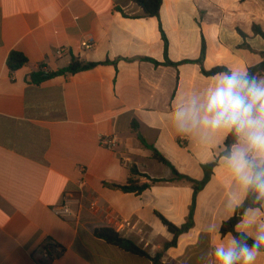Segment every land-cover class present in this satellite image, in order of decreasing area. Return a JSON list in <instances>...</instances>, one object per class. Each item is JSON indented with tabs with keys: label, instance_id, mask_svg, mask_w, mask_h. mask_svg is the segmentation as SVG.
<instances>
[{
	"label": "crops",
	"instance_id": "1",
	"mask_svg": "<svg viewBox=\"0 0 264 264\" xmlns=\"http://www.w3.org/2000/svg\"><path fill=\"white\" fill-rule=\"evenodd\" d=\"M88 36L94 45L83 49ZM12 51L27 58L15 71L7 67ZM262 54L264 0H162L157 17L131 0H0V264H152L97 238L98 228L161 254L159 264H198L203 252L240 234V220L233 232L220 231L236 211L225 206L232 182L216 162L224 134L204 145L181 140L171 120L183 96L214 83L216 74L206 72L249 69ZM72 58L100 64L33 81ZM102 135H115L118 146L101 147ZM142 141L193 181L214 164L192 226L166 249L173 234L159 215L184 224L193 186ZM132 168L146 188L110 187L126 185ZM65 199L76 220L53 212Z\"/></svg>",
	"mask_w": 264,
	"mask_h": 264
},
{
	"label": "clouds",
	"instance_id": "2",
	"mask_svg": "<svg viewBox=\"0 0 264 264\" xmlns=\"http://www.w3.org/2000/svg\"><path fill=\"white\" fill-rule=\"evenodd\" d=\"M171 124L177 136L202 145L224 134L216 162L232 182L225 206L241 212V235L210 247L198 264H255L264 255V69L225 65L211 86L175 104Z\"/></svg>",
	"mask_w": 264,
	"mask_h": 264
},
{
	"label": "trees",
	"instance_id": "3",
	"mask_svg": "<svg viewBox=\"0 0 264 264\" xmlns=\"http://www.w3.org/2000/svg\"><path fill=\"white\" fill-rule=\"evenodd\" d=\"M135 4H137L145 17H157L159 15V9L161 6L162 0H131ZM263 61L255 66L250 67L249 69L252 71H257L258 69H264V54H262ZM27 62V58L19 52L12 51L7 59V67L10 71H15L23 67ZM100 63H85L81 62L76 58H72L70 64L63 68L60 69L59 71L55 73H48V74H43L42 72L38 71L37 73L32 75L33 81L37 84H39L41 81L50 78L52 76L58 75V74H75L81 71L89 70L91 68H94L95 66L99 65ZM222 67H216L213 68L212 70L206 72L208 75H214L222 71ZM133 129H136V126L133 124ZM227 143V140L225 139L224 145ZM142 144L151 151V156L153 159L157 160L158 162L168 166L174 177L176 179H183L187 180L192 183L193 186V195H192V202L189 206L188 209V214L186 217V220L184 224L181 226L177 227L167 221L164 217L159 215L160 220L162 223L167 227L168 231L173 234V238L169 243H166L164 245V248H168L170 246H174L176 244V238L178 235L181 233L187 231L193 224V212H194V206H195V198L198 192L206 185V183L209 181L212 175V167L214 164H208L204 165L203 172L204 176L200 181H193L192 179L179 174L174 167L157 151L155 150L151 145L146 144L144 141H142ZM138 176H143L137 172L135 168H132L130 170V177L128 178L127 184L124 186H119V185H110L111 188L120 190L123 192H139L143 190L144 188L147 187L146 184L139 185L138 181L135 179ZM241 217V212L239 209H236L234 216L229 219L228 221L224 222L223 225L221 226V233L226 234L227 232H233L235 225L239 222ZM95 236L99 239L104 240L105 242L118 246L119 248L123 249L126 252H129L131 254L144 257L149 259L152 264H159L160 259H161V254H157L154 257H151L149 253L143 249L141 246L136 244L130 239L123 238L118 234L115 230L111 228H98L94 232ZM241 234H238L239 236ZM248 243L251 245L253 243V240L248 237Z\"/></svg>",
	"mask_w": 264,
	"mask_h": 264
},
{
	"label": "built area",
	"instance_id": "4",
	"mask_svg": "<svg viewBox=\"0 0 264 264\" xmlns=\"http://www.w3.org/2000/svg\"><path fill=\"white\" fill-rule=\"evenodd\" d=\"M94 45V39L91 36L85 37L81 43L80 47L83 49H88ZM63 51L61 49H58L55 51L56 57H61ZM183 140V139H181ZM119 144L118 138L115 135H102L99 139V145L105 149L113 150L115 149ZM123 165L126 166L127 160H122ZM79 189H82L83 183L80 181L78 183ZM70 200H64L60 205H57L53 208V212L62 218H69L76 220L78 218V211H74L70 205ZM91 208L95 207L94 203H91Z\"/></svg>",
	"mask_w": 264,
	"mask_h": 264
}]
</instances>
